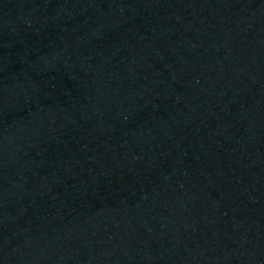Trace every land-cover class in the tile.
I'll list each match as a JSON object with an SVG mask.
<instances>
[{"label":"water","instance_id":"95a60500","mask_svg":"<svg viewBox=\"0 0 264 264\" xmlns=\"http://www.w3.org/2000/svg\"><path fill=\"white\" fill-rule=\"evenodd\" d=\"M0 264H264V0H0Z\"/></svg>","mask_w":264,"mask_h":264}]
</instances>
